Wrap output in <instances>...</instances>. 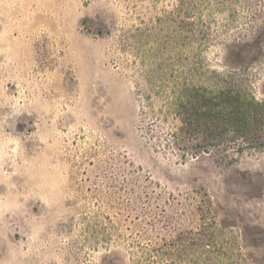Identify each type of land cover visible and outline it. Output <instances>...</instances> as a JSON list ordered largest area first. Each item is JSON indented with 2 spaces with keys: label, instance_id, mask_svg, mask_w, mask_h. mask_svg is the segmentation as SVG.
Masks as SVG:
<instances>
[{
  "label": "rangeland",
  "instance_id": "obj_1",
  "mask_svg": "<svg viewBox=\"0 0 264 264\" xmlns=\"http://www.w3.org/2000/svg\"><path fill=\"white\" fill-rule=\"evenodd\" d=\"M252 98L264 0H0V264H264Z\"/></svg>",
  "mask_w": 264,
  "mask_h": 264
},
{
  "label": "trees",
  "instance_id": "obj_2",
  "mask_svg": "<svg viewBox=\"0 0 264 264\" xmlns=\"http://www.w3.org/2000/svg\"><path fill=\"white\" fill-rule=\"evenodd\" d=\"M241 103L237 102V100L231 103V106H234V116L239 118L242 116V120L236 121L234 124L232 123L233 130L237 132L238 135L247 136H262L264 139V101H257L255 98H252L245 105L244 115H241L240 105ZM259 142H255L254 145L258 146ZM259 145L264 146V142L262 141Z\"/></svg>",
  "mask_w": 264,
  "mask_h": 264
}]
</instances>
